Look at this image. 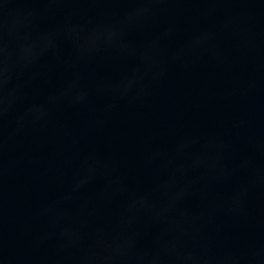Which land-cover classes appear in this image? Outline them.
<instances>
[{"label":"water","instance_id":"obj_1","mask_svg":"<svg viewBox=\"0 0 264 264\" xmlns=\"http://www.w3.org/2000/svg\"><path fill=\"white\" fill-rule=\"evenodd\" d=\"M0 264H264V0H0Z\"/></svg>","mask_w":264,"mask_h":264}]
</instances>
